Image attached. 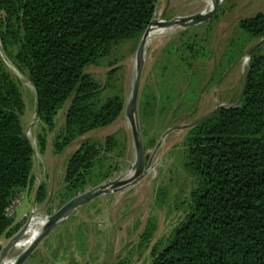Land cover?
<instances>
[{
    "label": "trees",
    "instance_id": "1",
    "mask_svg": "<svg viewBox=\"0 0 264 264\" xmlns=\"http://www.w3.org/2000/svg\"><path fill=\"white\" fill-rule=\"evenodd\" d=\"M156 4L157 0H0V51L34 86L39 121L53 128L58 110L69 103L64 130L55 142L58 152L72 140L112 125L123 113V97L101 100L102 87L86 70L98 66L119 44L141 40L156 15ZM239 28L240 38L231 43L208 87L248 53L249 43L264 38V13L242 20ZM192 29L166 49L165 70L174 64L183 86L163 85L159 100L151 92L146 102H139V122L144 123L156 105L161 122L175 118L199 96L202 79L196 63L211 57L202 41L190 34ZM115 72H109V79ZM245 78L247 88L238 106L221 108L187 131L182 161L195 185L184 218L166 240L153 246L149 264H264V53L259 47ZM25 111L19 83L0 53V239L20 230L8 212L17 191L33 181L34 150L23 127ZM141 134L143 138L142 130ZM38 139L44 151L45 134ZM118 144L115 136L107 138L105 148L85 142L69 159L66 181L72 187L93 188L106 182L114 167L105 155ZM154 145L152 139L146 149ZM76 196L66 193L63 203ZM164 197L160 191L159 201ZM44 199L41 186L37 200ZM155 229L150 220L141 245L151 241Z\"/></svg>",
    "mask_w": 264,
    "mask_h": 264
},
{
    "label": "rangeland",
    "instance_id": "2",
    "mask_svg": "<svg viewBox=\"0 0 264 264\" xmlns=\"http://www.w3.org/2000/svg\"><path fill=\"white\" fill-rule=\"evenodd\" d=\"M205 10V0H157L154 18L168 21ZM258 13H264V0H223L214 17L190 27L194 28L190 34H195L197 40L202 41L211 58L196 63L199 79H202L199 96L186 103L180 115L175 118L169 116L161 122L156 105L153 114L144 123L140 122L146 160L152 157V167L147 175L121 192L102 196L78 208L67 221L49 233L25 264H116L122 260L129 264L150 263L153 246L166 240L184 218L190 192L195 185L182 161L183 141L188 130L180 127L211 113L218 106H231L239 100L249 66L246 55L233 63L216 85L208 87V82L217 73L216 67L231 43L240 38L239 23ZM185 30L173 27L149 40L145 49L138 109L139 102H146L151 92H155L159 100L163 85L167 88L183 86L180 75L174 73L175 65H170L169 70H165V67L169 65L166 49L177 42ZM140 41L119 44L98 66L86 70L101 85V100L120 94L126 107L135 79ZM260 42L259 51L264 53V38L249 43L246 51ZM0 53L8 71L19 83L26 104L23 127L34 150L33 181L27 188L17 191L8 212L21 226L20 230L28 223L30 225L37 214L45 218L57 212L64 205L63 195L66 193L72 197L93 188L89 184L72 187L66 181L69 159L85 142L94 141L105 148L109 136L119 139L120 144L105 155L114 167L110 179L130 176L136 155L125 111L112 125L72 140L60 153L55 148V142L64 130L69 103L58 110L53 128L43 125L36 116V94L29 78L13 66L3 51ZM114 69L116 72L109 79V72ZM173 76L175 78L172 79ZM171 128L177 129L164 136ZM41 134L46 136L44 151L39 145L38 137ZM152 139L154 147L146 149V143ZM123 143L126 147L122 146ZM41 186L45 188V199L38 202ZM160 191L165 194L163 202L159 201ZM150 220L155 223L154 236L147 245H141L140 236ZM11 238H1L0 246L5 247ZM21 253L20 250L11 249L7 257L17 258Z\"/></svg>",
    "mask_w": 264,
    "mask_h": 264
},
{
    "label": "water",
    "instance_id": "3",
    "mask_svg": "<svg viewBox=\"0 0 264 264\" xmlns=\"http://www.w3.org/2000/svg\"><path fill=\"white\" fill-rule=\"evenodd\" d=\"M222 2L223 0H214V4L212 8L209 11H205L204 13L200 12V13L188 16V17H177V18H174L168 21L162 20V19L158 20L154 18L150 22L148 28L146 29V31L144 32L142 36V39L140 41V44L137 50L135 79H134L130 99L124 110L126 118L129 123V127H130L132 138H133L134 148H135L136 158H135L134 164L131 166V169H130V171H134V176L129 179H124L123 176L119 178H115V179H109L103 184L97 187H94L72 198L70 201L64 204L57 212H55L54 214L48 217H45L47 219L46 225L43 227L40 234L38 235V237L34 239L31 245L15 259L14 264H25L27 260L31 257V255L35 252V250L38 248V246L41 244V242L49 235V233H51L55 228H57L59 225L67 221L71 217V215L74 213V211H76L78 208L85 206L102 196L121 192L135 185L147 175V172L151 166L152 157L148 161L146 160L145 147H144V142H143L141 129H140V122H139L138 100H139V94H140L142 73L144 69L145 49L149 42L150 32L156 27L167 30L173 27H181L182 29H188L193 26H198L202 23L207 22L212 17H214V15L217 13L219 6L221 5ZM260 44L261 42L256 44L254 47H252L248 51V53L246 54V57L249 60H251L253 52L260 46ZM246 88H247V79L245 80L243 92L239 100L234 105L218 106L211 113L197 119L196 121L190 124L180 127V129L182 130L193 129L196 126L208 120L209 118H211L219 109L238 106L243 99ZM35 94H36V116L38 117L39 106H38V95H37L36 90H35ZM176 129L177 128L169 129L165 133L164 136L173 132ZM28 227H29V223L26 224L15 236H13L5 247H2V250L0 252V261L4 259L5 257H7L9 251L23 237V235L28 230Z\"/></svg>",
    "mask_w": 264,
    "mask_h": 264
},
{
    "label": "bare ground",
    "instance_id": "4",
    "mask_svg": "<svg viewBox=\"0 0 264 264\" xmlns=\"http://www.w3.org/2000/svg\"><path fill=\"white\" fill-rule=\"evenodd\" d=\"M205 3L207 5V10H205V11H209L212 8L213 4H214V0H205ZM165 32H166L165 29L156 27V28H154L150 32L149 40H151L156 35L163 34ZM129 174H130V176L128 177L126 175L125 176V179H129V178L133 177L134 176V171H130ZM36 216H37V218L35 220H33L32 223H30V225H29L28 230L26 231V233L14 245V247L12 249L20 250V251L23 252V251H25L31 245V243L34 241V239L36 237H38V235L40 234L41 230L46 225L47 220L45 218H43V216H40L38 214ZM15 259L16 258H8V257H5L4 259H2L0 261V264H14L15 263Z\"/></svg>",
    "mask_w": 264,
    "mask_h": 264
}]
</instances>
